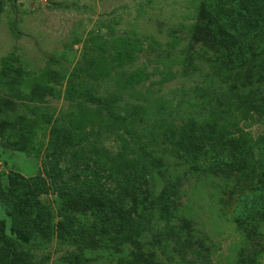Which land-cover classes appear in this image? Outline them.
<instances>
[{"label":"rangeland","instance_id":"obj_1","mask_svg":"<svg viewBox=\"0 0 264 264\" xmlns=\"http://www.w3.org/2000/svg\"><path fill=\"white\" fill-rule=\"evenodd\" d=\"M235 5L0 0V264H264V31Z\"/></svg>","mask_w":264,"mask_h":264},{"label":"trees","instance_id":"obj_2","mask_svg":"<svg viewBox=\"0 0 264 264\" xmlns=\"http://www.w3.org/2000/svg\"><path fill=\"white\" fill-rule=\"evenodd\" d=\"M235 6H237V13L230 21L232 36H241L251 32L259 22L263 24L264 31V0H236ZM9 201H11L10 198L0 193V203L3 206H8ZM129 208L133 210V204L129 205ZM96 245L101 244L96 243Z\"/></svg>","mask_w":264,"mask_h":264}]
</instances>
